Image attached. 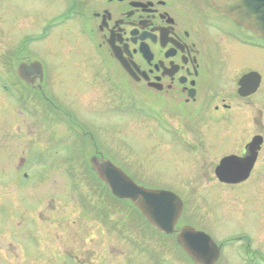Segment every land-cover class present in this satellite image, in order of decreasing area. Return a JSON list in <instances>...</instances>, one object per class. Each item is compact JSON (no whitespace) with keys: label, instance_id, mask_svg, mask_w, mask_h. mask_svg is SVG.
<instances>
[{"label":"flooded vegetation","instance_id":"1","mask_svg":"<svg viewBox=\"0 0 264 264\" xmlns=\"http://www.w3.org/2000/svg\"><path fill=\"white\" fill-rule=\"evenodd\" d=\"M73 1L75 8L71 10L72 17L77 19L80 12L76 7L77 0ZM97 7L99 8L93 10L89 17L81 19L85 25L92 26L90 34L93 38H90H97L96 31L100 34L101 46H106L108 57L105 61L108 59V66L112 67V64L125 80L151 95L150 102L138 98V104H144L139 105L141 113H145V109H151L153 112L156 129L162 133L158 135L161 138H157V141H163L165 138L173 141L176 148L171 150L184 157L186 153L199 155L207 151V146L212 147L207 145V142H210L216 150H228L223 153L214 168V175L219 183L237 186L248 181L259 167L264 150V117L257 120L258 132H244V129L249 130L255 123L252 109L255 106L254 98L264 93V73L250 69L247 63L253 55L252 52L259 51L263 55H258V61L260 66H264V36H258L253 31L238 26L230 17L216 10L208 0H104L99 2ZM18 59V68L15 71L3 69L5 78L0 83L11 101L10 108H6L10 115L0 119V128L4 131L0 134V168L9 165L21 172H35L37 169L40 172H48L46 166H43L45 169L40 168L42 163H48L50 173H61L63 163L59 158L62 155V124L68 121L71 129L80 131L81 136L89 138L93 153L89 158L88 168L93 174L100 172L101 166L108 159L100 151L93 134L79 125L72 109L65 108L56 83L58 74L53 75L49 67L39 59ZM33 62L41 64L40 72L29 71L27 79L21 78L20 66ZM247 75L250 76L249 85L242 91V80ZM107 80L113 83L110 87L122 96L125 90L117 80L111 75ZM242 92L249 93L242 95ZM263 104L264 102L261 106ZM259 111L262 116L263 107H260ZM15 114L24 116L20 123L11 116ZM225 124L233 125L229 130L233 131V134L223 136ZM169 125L175 127V131L170 132ZM196 127L200 132L194 131ZM257 137L261 138V144L249 178L237 184L221 182L216 175L221 161L230 156H249L251 144ZM5 141L8 149L3 147ZM36 148L39 149L40 157L36 162H32L31 152L36 151ZM168 156L172 157L170 153ZM71 162L70 172L76 169V165ZM99 182L101 187L98 192L101 193L97 194L101 195L102 199L101 207L96 208V214L102 218L104 226L110 223L109 201L112 197L136 210L141 220L156 233L174 239L183 258L177 253L168 264H195L177 240L183 227L192 226L180 224L185 209L184 200L180 195L176 193L181 198L184 209L175 225V232L167 235L150 225L132 203L112 196L104 181ZM36 186L39 188L36 189ZM0 188L7 189L4 185H0ZM31 188L35 189V192H31ZM76 188L75 195L79 198ZM54 189L53 195L48 193L45 182L34 187H25V230L19 238L11 235L6 238L8 240L0 234V252L7 258L11 253L18 262V253H21L24 256L21 262L25 264H93L90 251L79 253L78 230L74 227L76 220L62 213L57 206L60 197L57 184ZM8 195L5 193L0 197L1 209ZM77 200L88 213L95 209L89 196L80 195ZM17 220L12 214L7 219L11 225ZM25 239L31 243L32 248L29 250H26L30 245L25 243ZM232 241L239 243L242 237L232 238ZM134 245L136 252H145L144 245ZM217 245L222 251L223 244ZM31 252L41 255L40 259H29ZM83 253L86 254L87 260L82 259L85 258ZM243 253L239 250L236 254L239 261L245 264H264V254L254 249L250 243L246 245ZM107 256H110L108 252L102 258L103 264ZM164 256L152 257L154 262L151 264H166L168 259L164 258L168 257ZM42 257L46 259L43 260ZM127 258L121 262L128 264Z\"/></svg>","mask_w":264,"mask_h":264},{"label":"rangeland","instance_id":"2","mask_svg":"<svg viewBox=\"0 0 264 264\" xmlns=\"http://www.w3.org/2000/svg\"><path fill=\"white\" fill-rule=\"evenodd\" d=\"M73 2L0 0V83L5 78L3 69L15 71L18 68V57L21 60L25 57L41 60L52 74H58L56 83L65 108L72 109L79 125L93 134L105 157L120 166L136 183L151 189H168L180 195L185 203L180 224L205 231L217 244H223L217 264H245L238 260L236 254L239 250L244 254L248 243L264 254V150L259 167L248 181L237 186H226L215 178L214 168L228 150H216L212 143L207 142V145H212L207 146V151L199 155L186 153L185 158L171 150L176 148L173 141L165 140L167 138L157 141L162 133L156 129L153 112L145 109V113H141L139 105L144 104H138V98L150 102L151 95L125 80L112 64V67L108 66V59L105 61L108 57L106 46H101L100 34L96 31L97 38L92 39V26L85 25L81 19L89 17L93 10L99 8L97 4L104 0H77L76 7L81 13L77 19L71 14L75 8ZM252 53L247 67L264 73V66H260L258 61V55L263 54L259 51ZM109 75L125 90L122 96L110 87L113 83L108 82ZM1 87L0 119L10 115L6 108L11 106L8 95ZM254 101L252 112L255 123L249 130L245 128L244 132H258L257 120L264 117V113L260 116L259 111L260 107L264 111V104L261 106L264 93L258 94ZM11 116L17 123L24 117ZM231 125H224L223 136L234 133L229 132ZM168 130L175 131V127L169 125ZM194 131L200 132L198 127ZM1 133L4 131L0 128ZM80 133L71 129L68 121L62 124L61 173H50L48 163H42L40 167L48 172H40L39 169L21 172L9 165L0 168V185L7 187L0 188V197L9 194L3 209L0 208V234L5 239L11 235L19 238L27 223V216H24L25 187L45 182L47 192L52 195L57 184L60 193L57 206L62 213L76 220L74 227L78 230L79 253L90 251L93 264H103L102 258L106 252L110 256L105 257V264H127L121 262L127 257L128 264H151L154 262L152 257L161 255L168 257L164 258L168 259V264L177 253L181 255L172 237H162L141 220L136 210L112 197L109 201L110 223L103 225L102 218L96 214L102 199L97 194L101 187L100 180L88 168L93 147L89 138ZM7 146L5 141L4 149H8ZM38 152V148L31 152L32 162L40 157ZM169 153L172 157L168 156ZM71 161L77 170L70 172ZM75 187L79 198L80 195L89 196L95 209L88 213L78 203ZM30 191L35 192V189L31 188ZM8 214L18 218L12 225L7 221ZM239 236L242 237L241 242L232 241V238ZM25 243L30 245L26 250L32 248L28 239H25ZM135 243L144 245L145 252H136L133 248ZM18 254L19 262L11 253L7 258L0 252V264H25L21 262L24 256ZM29 255V259L41 257L36 252ZM84 257L82 259L87 260L86 254Z\"/></svg>","mask_w":264,"mask_h":264},{"label":"water","instance_id":"3","mask_svg":"<svg viewBox=\"0 0 264 264\" xmlns=\"http://www.w3.org/2000/svg\"><path fill=\"white\" fill-rule=\"evenodd\" d=\"M222 14L230 17L238 26H242L264 36V0H208ZM39 62L30 65L23 64L19 75L27 79L29 71L40 72ZM252 77V75H251ZM249 75L242 80V91L248 87ZM249 92H242L247 95ZM261 138L257 137L251 144L249 156L239 158L230 156L224 158L216 169V175L221 182L237 184L247 180L260 149ZM99 180L104 181L111 194L120 199L134 203L147 222L156 230L165 234H173L184 205L181 198L169 190L148 189L138 185L120 167L106 160L97 172ZM177 240L186 254L196 264H216L221 248L204 231L193 226H185L178 233Z\"/></svg>","mask_w":264,"mask_h":264}]
</instances>
